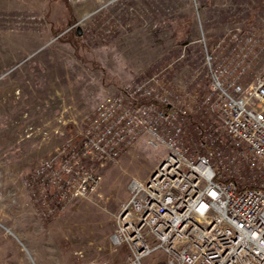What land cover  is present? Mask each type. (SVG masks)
Here are the masks:
<instances>
[{"label": "rangeland", "instance_id": "374dc122", "mask_svg": "<svg viewBox=\"0 0 264 264\" xmlns=\"http://www.w3.org/2000/svg\"><path fill=\"white\" fill-rule=\"evenodd\" d=\"M236 23L264 39V0H0V264L126 261L111 236L130 180L145 179L163 147L142 136L117 159L81 157L101 182L52 215L29 177L78 145L97 103L127 80L171 65L172 82L202 87V41ZM263 69L264 43L249 78Z\"/></svg>", "mask_w": 264, "mask_h": 264}, {"label": "built area", "instance_id": "2783aa9c", "mask_svg": "<svg viewBox=\"0 0 264 264\" xmlns=\"http://www.w3.org/2000/svg\"><path fill=\"white\" fill-rule=\"evenodd\" d=\"M263 43L236 23L202 41V87L172 82L168 65L106 93L79 144L41 159L26 180L42 187L47 214L99 186L81 157L114 160L144 136L165 151L145 179L130 180L111 236L128 249L122 264L155 252L156 264H264V69L249 78Z\"/></svg>", "mask_w": 264, "mask_h": 264}, {"label": "water", "instance_id": "95a60500", "mask_svg": "<svg viewBox=\"0 0 264 264\" xmlns=\"http://www.w3.org/2000/svg\"><path fill=\"white\" fill-rule=\"evenodd\" d=\"M78 32L80 33L79 29H78Z\"/></svg>", "mask_w": 264, "mask_h": 264}]
</instances>
